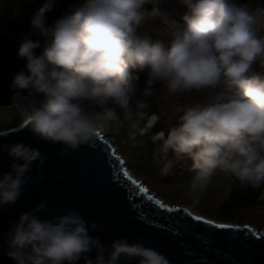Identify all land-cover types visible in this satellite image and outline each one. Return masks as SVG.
Wrapping results in <instances>:
<instances>
[{
    "label": "clouds",
    "instance_id": "obj_1",
    "mask_svg": "<svg viewBox=\"0 0 264 264\" xmlns=\"http://www.w3.org/2000/svg\"><path fill=\"white\" fill-rule=\"evenodd\" d=\"M190 12L183 22L169 19L146 0H83L70 14L46 26L45 13L54 0L33 13L30 28L45 37L40 41L24 36L17 55L26 58L27 74L13 75L12 89L42 93L39 103L23 106L20 91L13 93L23 113L21 126H28L41 140L61 143V155H71L92 143L97 133L126 129L127 141L139 144L149 136L160 142L153 158L170 174L174 160L191 157L193 173L185 196L196 208L202 195L219 173L235 177L241 188L259 190L264 201V79L253 65L264 66V4L251 7L235 0H186ZM161 17L170 37L165 41L140 34L143 22ZM146 72L145 86L137 94L139 73ZM163 97L207 91L201 101L179 109L176 123L167 135L151 133L161 113L149 114V97L157 87ZM19 126V125H18ZM12 157V171L0 178V205L14 204L23 187L32 180V163L45 162L46 155L24 143L5 145ZM20 161H23L21 163ZM133 177V176H132ZM38 176L32 182H38ZM46 201L20 215L8 234L7 255L15 264H170L157 249L124 237L110 247L89 234L81 213L41 219ZM96 257L87 255L92 249Z\"/></svg>",
    "mask_w": 264,
    "mask_h": 264
},
{
    "label": "water",
    "instance_id": "obj_2",
    "mask_svg": "<svg viewBox=\"0 0 264 264\" xmlns=\"http://www.w3.org/2000/svg\"><path fill=\"white\" fill-rule=\"evenodd\" d=\"M77 1L54 0L52 10L45 13L46 26H53L54 21L64 16ZM27 36L40 41L41 46L33 50L39 55L45 37L38 30H31ZM21 39L0 31V107L17 105L13 98L15 91H20L22 97L27 98L20 101L23 106L38 104L43 96L42 93L30 95L28 89L10 87L15 73L24 71L27 74L26 58L17 55ZM13 143L38 148L46 159L42 166L34 161L28 173L32 180L38 176L42 178L35 183L32 180L26 183L14 204L0 205V264H15L6 254L8 234L20 215L30 212L41 201H46L45 208L38 213L41 219L76 209L89 226L93 221L98 224L96 229L89 227V234L109 247L113 240L124 237L129 243L142 241L145 246L157 249L170 264H264V233L250 227L259 234L254 235L243 225L240 228L217 229L215 224L220 222L213 220L215 223L208 225L183 212L167 213L158 209L126 180L121 172L122 168L128 171L124 160L118 154H111V144L105 139L96 137L92 143L80 146L71 155H61V143L41 140L32 134L28 126L0 130V178L12 171L13 160L4 146ZM149 194L161 199L150 190ZM87 255L95 259V248ZM78 264H84V260L81 259ZM121 264H136V259H123Z\"/></svg>",
    "mask_w": 264,
    "mask_h": 264
},
{
    "label": "rangeland",
    "instance_id": "obj_3",
    "mask_svg": "<svg viewBox=\"0 0 264 264\" xmlns=\"http://www.w3.org/2000/svg\"><path fill=\"white\" fill-rule=\"evenodd\" d=\"M185 1L186 0H182ZM83 0H78L65 13L70 14L75 8L81 6ZM195 2V0H192ZM44 3V0H0V31L16 39L23 38L31 32L30 20L33 13ZM177 0H146L144 8L151 10L156 7L169 19L183 22L186 15L178 8ZM237 4L248 3L251 7L264 4V0H235ZM177 5V6H176ZM181 12V16L177 17ZM190 11V10H187ZM140 34L150 35L154 40L165 41V46L170 45V37L167 29L162 24L161 17L155 20L146 19L141 28ZM253 70L264 79V66L259 63L253 65ZM137 94L145 86L146 72L139 73ZM155 97H149L151 109L149 114L155 112L162 114L161 119L153 126L154 130H165L168 132L170 124H175L179 109L197 102H201L206 95L204 92L185 93L178 97H163L164 89L157 84ZM23 113L19 106L12 105L0 107V130H6L23 122ZM104 139L109 141L112 149L121 156L129 174L140 181L151 192L158 194L168 204L188 208L193 214L201 215L220 223H231L238 225H249L258 233H264V201L258 200L259 190L239 187L235 177L219 173L213 177V183L202 195L201 202L196 208L189 206L190 202L185 196L192 176L190 166L193 163L191 157L184 156L177 160L173 153L169 152V158L174 160L170 174L161 176L159 169L163 161L159 163L153 158V152L158 146L153 145L148 137L138 138L139 144L127 141L126 129L119 133L102 132ZM167 135V134H166ZM149 150L152 151L149 154ZM129 166V167H128Z\"/></svg>",
    "mask_w": 264,
    "mask_h": 264
},
{
    "label": "snow or ice",
    "instance_id": "obj_4",
    "mask_svg": "<svg viewBox=\"0 0 264 264\" xmlns=\"http://www.w3.org/2000/svg\"><path fill=\"white\" fill-rule=\"evenodd\" d=\"M96 137H98L100 140H104V134L103 133L98 132ZM109 150L111 151V154L113 156L116 155V152L114 150H112V149H109ZM121 172L123 173V176L126 178V180L135 186L137 193L139 195H141L142 197L146 198L148 201L152 202L155 206L158 207V209L164 210L167 213L183 212V213L187 214V216L194 219L195 221H204L208 225H213L215 223L212 219H206L205 217H203L201 215H194L193 213H191V211L188 208L172 207V206L166 204L164 201H162L161 199H158L156 196L150 195L148 188H146L140 181L133 179L129 175L127 169L122 168ZM141 219H144V217L141 216ZM215 226L217 229H231V228H240L241 227L238 224H231V223H216ZM243 228L247 229L248 231H253L254 235H259L258 233H255L254 230H252L250 228V226L247 224L243 225ZM202 246H203V242H202Z\"/></svg>",
    "mask_w": 264,
    "mask_h": 264
},
{
    "label": "bare ground",
    "instance_id": "obj_5",
    "mask_svg": "<svg viewBox=\"0 0 264 264\" xmlns=\"http://www.w3.org/2000/svg\"><path fill=\"white\" fill-rule=\"evenodd\" d=\"M178 3V8L182 10V12H187V10H190L189 5L187 2L182 1V0H177ZM177 6V5H176ZM179 12V11H178ZM190 12V11H189ZM181 16V12L178 13L177 17Z\"/></svg>",
    "mask_w": 264,
    "mask_h": 264
},
{
    "label": "trees",
    "instance_id": "obj_6",
    "mask_svg": "<svg viewBox=\"0 0 264 264\" xmlns=\"http://www.w3.org/2000/svg\"><path fill=\"white\" fill-rule=\"evenodd\" d=\"M161 130V129H160ZM160 130H154V131H152V134H154V133H156V132H158V131H160ZM163 131H165V130H163ZM167 134V132L165 131V135ZM126 137V136H125ZM148 137V139H147V141L149 140V136H147ZM158 143H160V142H157V144ZM157 144H153V145H157ZM152 151H150L149 150V154L151 153ZM129 167V166H128Z\"/></svg>",
    "mask_w": 264,
    "mask_h": 264
}]
</instances>
